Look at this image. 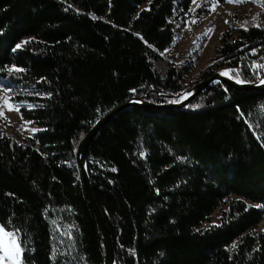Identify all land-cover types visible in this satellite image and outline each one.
Listing matches in <instances>:
<instances>
[{"label":"trees","instance_id":"trees-1","mask_svg":"<svg viewBox=\"0 0 264 264\" xmlns=\"http://www.w3.org/2000/svg\"><path fill=\"white\" fill-rule=\"evenodd\" d=\"M190 7L191 0H0V78L25 90L12 100L29 101L20 114L42 128L24 142L0 129V223L19 230L24 264H105L71 163L118 105L173 103L192 91L194 64L163 56L175 40L176 11ZM247 24L223 33L197 81L233 68L256 81L248 66L264 59V27ZM13 65L26 71L9 73ZM262 143L264 90L224 82L183 108L134 106L114 117L89 146L87 166L115 264H264V229L255 232L264 219L256 207L264 205Z\"/></svg>","mask_w":264,"mask_h":264},{"label":"rangeland","instance_id":"rangeland-1","mask_svg":"<svg viewBox=\"0 0 264 264\" xmlns=\"http://www.w3.org/2000/svg\"><path fill=\"white\" fill-rule=\"evenodd\" d=\"M213 4H216L215 11L212 10ZM199 8H208L210 14L208 16H198ZM193 11L182 12L177 10L175 15L176 20V36L170 48H168L163 56L170 62L177 65H187L192 62L194 68L186 77V83L191 90L201 81L198 80V75L204 68L211 64L216 58V50L221 45V33L229 30L231 25L244 27L254 22L264 27V0H248L242 4L217 3L216 0H197V5H192ZM231 13V14H229ZM195 20V23L191 21ZM228 23H225V21ZM0 84L4 85L0 89V97L5 96V89L11 88V92H7V97L10 98V103L15 107H31L29 101L17 103L12 100V97L25 93V90H20L10 81L0 78ZM190 91L183 93L181 99L189 95ZM0 107L3 108L5 116L0 122V129L8 135H11L19 142H24L36 136L39 131L32 132L31 129L42 130L41 127L32 123H25L26 120L21 119L20 111H9L4 105V100L0 99ZM10 121V123H9ZM71 165L76 164L71 163ZM227 209V203H223L211 216L213 222H218L222 210ZM264 229V219L255 229V232Z\"/></svg>","mask_w":264,"mask_h":264},{"label":"water","instance_id":"water-1","mask_svg":"<svg viewBox=\"0 0 264 264\" xmlns=\"http://www.w3.org/2000/svg\"><path fill=\"white\" fill-rule=\"evenodd\" d=\"M221 72L222 71H218L208 79L199 82L198 84L195 85L192 91L189 92L188 96H186L184 99H180L179 101L173 103L158 104L144 100L143 98H133L125 103H122L117 107L113 108L112 110H110L109 112H107L105 115H103L93 125V127L88 131L86 136L79 143V147L76 153L77 167L81 175V180L83 183L86 198L89 204L91 205V208L93 210V213L95 215L99 227V231L102 235V239L105 247V264H115V254H114L112 239L109 233L108 226L106 224V219L96 201L92 189L90 175L88 172L87 154H88V148L91 145L93 139L106 124H108L114 117H116L119 113H121L122 111H124L129 107L139 106V107L159 109V110H164L169 108H183L187 106L192 101V99L195 98L196 95H198L201 91L205 90L208 86L220 82L227 83L228 85L240 90H255V89L264 90V84H260L259 80L253 81L252 83L237 84L235 83V78L231 74L230 76L232 78H229V76L221 75ZM136 101H142V102L137 103Z\"/></svg>","mask_w":264,"mask_h":264},{"label":"snow or ice","instance_id":"snow-or-ice-1","mask_svg":"<svg viewBox=\"0 0 264 264\" xmlns=\"http://www.w3.org/2000/svg\"><path fill=\"white\" fill-rule=\"evenodd\" d=\"M225 3H229V4H242L245 2H248V0H224ZM252 2H255V0H252ZM218 3V0H217ZM191 4L192 5H197V0H191ZM216 4H213L212 6V10L215 11L216 9ZM65 11H67V9H65ZM189 11H193V9L190 7ZM231 14V13H229ZM196 21L193 20L191 21V23H195ZM225 23H228V21L226 20ZM257 27H259V24L256 25ZM221 35H223V33H221ZM29 43L28 40L23 41L22 43H18L16 44V46L12 49L13 52H15L17 49H21L23 47L24 44ZM232 43H235V41H233ZM253 55L256 54V50L253 49L252 50ZM221 59H223V57H221ZM252 71H253V75L256 77V79H259L260 84H264V79H261L259 76V73L256 71L257 69H264V64L262 63H256L254 62L253 65L248 66ZM4 69H0V71H3ZM7 71L9 73L12 72H16V73H21V72H25L26 69L17 67L15 65H13L12 67L7 68ZM235 72L236 73V78H235V83L237 84H244V83H252L253 80L249 79V80H243L240 79V72L239 69L233 68V69H229L226 71H222L221 75L223 76H229V78H232L230 76V73ZM4 85L0 84V89H3ZM12 89L11 88H7L5 89V96L4 97H0V99L4 100V105L7 106L9 111H16L19 112V107H15L12 103H10V98L7 97V92H11ZM132 91H136L135 89H132ZM225 91H227V89H225ZM50 95V93H49ZM137 103H141L142 101H136ZM196 108H199L200 105H195ZM237 111L240 112L239 106H237ZM5 113L3 111V108L0 107V117H4ZM241 117H243V113H241ZM21 119H23V117L21 116ZM10 123V121H9ZM25 123H35L34 121H26ZM32 132H36V131H40L39 129H31ZM257 139H260L259 137H257ZM262 147H264V143L261 144ZM37 151H39L37 149ZM141 155L143 156L144 153H141ZM180 159H183V157H181ZM113 171H115V169H113ZM157 194H159V189H157ZM8 195H12L11 193H9ZM256 207L258 208H264V205H256ZM8 224H11V220L7 221ZM199 231V230H197ZM232 247H236L235 244L232 245ZM32 251L34 252L35 250L32 249ZM256 251H259V249H256ZM23 252H24V248L21 245V242L19 240V230L17 229L16 231H9L6 230L5 225L3 223H0V264H24V260H23ZM161 255H163V253H161ZM50 259H54V256H50Z\"/></svg>","mask_w":264,"mask_h":264},{"label":"built area","instance_id":"built-area-1","mask_svg":"<svg viewBox=\"0 0 264 264\" xmlns=\"http://www.w3.org/2000/svg\"><path fill=\"white\" fill-rule=\"evenodd\" d=\"M254 62L264 64V59H263V60H257V61H254ZM254 62H253V63H254ZM253 63H252L251 65H253ZM251 71H252V70H251ZM256 71L259 73L260 78H261V79H264V69H257ZM252 72H253V71H252ZM257 80H259V79H256V81H257Z\"/></svg>","mask_w":264,"mask_h":264}]
</instances>
